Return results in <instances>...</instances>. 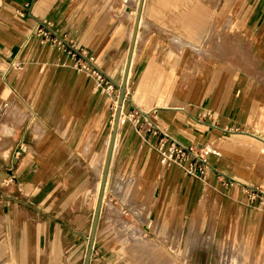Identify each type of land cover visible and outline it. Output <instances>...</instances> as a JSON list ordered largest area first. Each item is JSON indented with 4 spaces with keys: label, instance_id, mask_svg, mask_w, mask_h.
<instances>
[{
    "label": "crops",
    "instance_id": "crops-1",
    "mask_svg": "<svg viewBox=\"0 0 264 264\" xmlns=\"http://www.w3.org/2000/svg\"><path fill=\"white\" fill-rule=\"evenodd\" d=\"M138 3L0 0V264H84L115 115L112 91L36 24L114 86ZM164 133L205 150L204 176L164 162ZM255 188L264 0H143L89 264H264Z\"/></svg>",
    "mask_w": 264,
    "mask_h": 264
},
{
    "label": "built area",
    "instance_id": "built-area-1",
    "mask_svg": "<svg viewBox=\"0 0 264 264\" xmlns=\"http://www.w3.org/2000/svg\"><path fill=\"white\" fill-rule=\"evenodd\" d=\"M35 32L42 43H52L71 54V56L75 58V65L78 68L87 69L90 75L94 77L97 87L101 89L105 87L106 90L112 89L113 84L106 79L100 69L92 64V60L90 58L82 60L78 57V53L73 44L54 32L47 22H38L35 26ZM161 141L158 152L167 165H177L185 173L192 176H204L207 167V159L203 148L195 149L191 145H185L166 133L163 134ZM13 179L14 176L11 175L5 179V182H10ZM249 197L251 199L258 197L260 204L264 206V192H259L258 188L251 189Z\"/></svg>",
    "mask_w": 264,
    "mask_h": 264
},
{
    "label": "water",
    "instance_id": "water-1",
    "mask_svg": "<svg viewBox=\"0 0 264 264\" xmlns=\"http://www.w3.org/2000/svg\"><path fill=\"white\" fill-rule=\"evenodd\" d=\"M142 4H143V0H139L137 14L135 17L133 31H132V35H131V41H130V45H129V49H128L126 62H125L124 72H123L122 80L119 84L118 105L116 107L113 126L111 129V135L109 138V144H108L106 159H105L104 168H103V172H102V177H101L100 187H99V191H98L94 215H93V219H92V223H91V229H90V234H89V238H88V245H87V251H86V255H85V259H84V264H89L91 249L93 247L94 236H95L99 212H100V208H101L103 193H104V189H105V183L107 180V174H108V170H109L110 159H111L113 147L115 144L116 134H117L120 116H121V112H122L123 101H124V98L126 95V85H127V80H128V76H129V69H130V65H131V58H132L133 47H134L135 38H136V34H137V28H138V24H139Z\"/></svg>",
    "mask_w": 264,
    "mask_h": 264
},
{
    "label": "rangeland",
    "instance_id": "rangeland-1",
    "mask_svg": "<svg viewBox=\"0 0 264 264\" xmlns=\"http://www.w3.org/2000/svg\"><path fill=\"white\" fill-rule=\"evenodd\" d=\"M220 40H221V37L220 36H217V38H215V39H213V47H214V49L216 48V47H220V46H218V43L220 42ZM215 50H213V52H214ZM119 81H118V83L116 84V85H114L113 87H112V89H111V91H112V93L114 94V100L117 98V93H118V88H119ZM1 144H6L5 142H2V140H1ZM86 243H87V238H85V241H84V245H86ZM230 245V244H229ZM235 261H236V257L235 256H233V255H228V262H229V264H231V262H232V264H235ZM234 262V263H233Z\"/></svg>",
    "mask_w": 264,
    "mask_h": 264
},
{
    "label": "bare ground",
    "instance_id": "bare-ground-1",
    "mask_svg": "<svg viewBox=\"0 0 264 264\" xmlns=\"http://www.w3.org/2000/svg\"><path fill=\"white\" fill-rule=\"evenodd\" d=\"M139 4V3H138ZM137 9H138V7H137ZM137 9L135 10V12H136V14H137ZM136 17V16H135ZM133 31V30H132ZM126 62V61H125ZM124 67H125V65H124ZM123 72H124V70H123ZM122 76H123V73H122ZM121 80H122V78H121ZM121 82V81H120ZM118 93H119V88H118ZM118 93H117V98L115 99V111H116V107H117V105H118ZM114 121V120H113ZM113 126V125H112ZM110 135H111V132H110V134H109V136H108V139H107V144L106 145H108L109 144V138H110ZM105 145V146H106ZM106 149H108V146L106 147ZM105 153L107 154V151L105 150V152H104V158H103V160H105L106 159V156H105ZM111 160V159H110ZM104 163H105V161H104ZM103 168H104V165H103ZM102 172H103V170H102ZM101 177H102V175H101ZM101 182V181H100ZM100 187V186H99Z\"/></svg>",
    "mask_w": 264,
    "mask_h": 264
}]
</instances>
